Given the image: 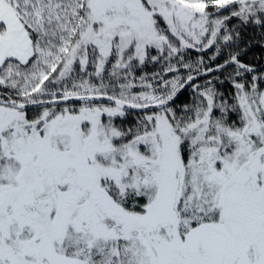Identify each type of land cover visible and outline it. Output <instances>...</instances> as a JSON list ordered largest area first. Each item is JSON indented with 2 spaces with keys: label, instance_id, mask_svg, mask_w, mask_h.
<instances>
[{
  "label": "snow or ice",
  "instance_id": "1",
  "mask_svg": "<svg viewBox=\"0 0 264 264\" xmlns=\"http://www.w3.org/2000/svg\"><path fill=\"white\" fill-rule=\"evenodd\" d=\"M264 0H0V264H264Z\"/></svg>",
  "mask_w": 264,
  "mask_h": 264
},
{
  "label": "trees",
  "instance_id": "2",
  "mask_svg": "<svg viewBox=\"0 0 264 264\" xmlns=\"http://www.w3.org/2000/svg\"><path fill=\"white\" fill-rule=\"evenodd\" d=\"M244 59L249 62H256L262 65L264 63V49L254 47L249 51L248 55Z\"/></svg>",
  "mask_w": 264,
  "mask_h": 264
},
{
  "label": "flooded vegetation",
  "instance_id": "3",
  "mask_svg": "<svg viewBox=\"0 0 264 264\" xmlns=\"http://www.w3.org/2000/svg\"><path fill=\"white\" fill-rule=\"evenodd\" d=\"M263 64H264V63H263ZM263 64H262V65H263Z\"/></svg>",
  "mask_w": 264,
  "mask_h": 264
},
{
  "label": "water",
  "instance_id": "4",
  "mask_svg": "<svg viewBox=\"0 0 264 264\" xmlns=\"http://www.w3.org/2000/svg\"><path fill=\"white\" fill-rule=\"evenodd\" d=\"M264 65V64H263Z\"/></svg>",
  "mask_w": 264,
  "mask_h": 264
}]
</instances>
